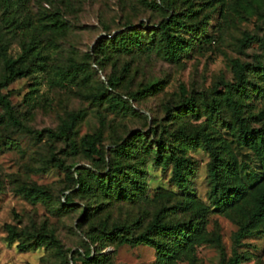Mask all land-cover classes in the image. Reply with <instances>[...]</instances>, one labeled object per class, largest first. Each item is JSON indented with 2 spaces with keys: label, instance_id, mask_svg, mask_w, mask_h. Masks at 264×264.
I'll list each match as a JSON object with an SVG mask.
<instances>
[{
  "label": "rangeland",
  "instance_id": "obj_1",
  "mask_svg": "<svg viewBox=\"0 0 264 264\" xmlns=\"http://www.w3.org/2000/svg\"><path fill=\"white\" fill-rule=\"evenodd\" d=\"M171 17L178 23L167 31L187 41L175 61L165 58L159 44L160 24ZM135 31L138 36L126 49L111 41L115 34L133 36ZM0 43L7 57L20 58L28 69L0 90L26 127L9 123L0 107V264H82L89 250L90 258H101L99 264H155V246L121 243L117 229L138 236L159 215L166 222H189L201 207V239L167 264H226L235 256L240 264H264V220L250 225L264 169L226 106L213 116L200 107L198 120L186 103L225 92L224 84L235 81L233 61L238 60L253 67L246 91L236 95L242 116L250 129L264 128V0H0ZM27 45L32 51L23 55ZM72 64L78 65L77 81L52 86L49 77ZM3 72L0 56V76ZM111 77L117 93L132 97L131 107L115 105L103 82ZM67 121V140L38 139L29 131H57ZM205 123L215 144L224 147V158L236 164L245 188L219 209L211 199L209 153L187 148L195 164L192 204L184 209L179 204L184 193L173 184L171 168L155 165L153 152L146 150L156 151L159 140L165 146L175 143L179 128L190 131ZM136 133L142 140L132 141L124 152L116 150ZM87 134L100 136L105 161L85 154L81 140ZM57 159L73 170L96 167L100 172L117 161L127 187L134 176L139 181L142 171L145 197H105L94 180L86 191L69 189ZM33 185L45 191L41 198L27 192ZM62 191L70 205L60 199Z\"/></svg>",
  "mask_w": 264,
  "mask_h": 264
},
{
  "label": "trees",
  "instance_id": "obj_2",
  "mask_svg": "<svg viewBox=\"0 0 264 264\" xmlns=\"http://www.w3.org/2000/svg\"><path fill=\"white\" fill-rule=\"evenodd\" d=\"M150 6H155L153 3H147ZM190 15V14H189ZM188 15V16H189ZM178 23L174 18H168L161 22L160 29L163 31L159 44L163 47L165 58L171 61H175L180 57L182 50L184 51L187 46V41L181 37V35H175L171 31H167L171 25ZM186 23L183 22L181 26L185 27ZM194 26V25H193ZM188 27V26H187ZM195 28V27H194ZM138 32H134L133 36L122 34H115L111 37V41L120 43L127 48V44L135 42ZM247 38H251L247 35ZM100 41L99 46L102 44ZM5 43H0V56L3 62V74L0 76V90L16 79L25 77L28 73L27 67H23L19 64V59H13L6 56L3 52ZM98 46V47H99ZM32 51V47L27 45L23 48V55L29 54ZM22 56V55H21ZM253 67L249 64L240 63L238 60L233 61V72L235 81L233 83H225V92L220 93L215 91L213 96L209 97L207 101L202 103H195V99H190L186 103L189 104L192 115L198 117L199 110L203 107L206 114L213 116L218 114L223 106H226L231 112V116L237 125V130L245 138L246 144H250L253 148L256 156L258 157L262 168L264 169V128L261 130L250 129L243 118V105L241 98H236V95L241 96L247 89L249 80L247 78V71ZM78 79V65L72 64L68 68H58L55 74L49 77L52 86L59 88L67 87L69 84H73ZM104 82L105 88L113 95L115 105L118 107L130 106V99L126 95L116 92L117 80L114 78H108ZM188 105V106H189ZM0 107L4 110V117L9 123L18 127L26 128L23 123L16 117L13 112V107L10 100L0 93ZM131 107V106H130ZM196 107V109H195ZM194 111V113H193ZM188 113V112H187ZM39 139L46 135L48 138H64L68 139L71 134L70 121L65 122L57 131L46 128L39 130H30ZM178 138L175 139V143H169L168 146L158 141V149L153 151L147 147V154L153 152V163L161 166L162 169L171 168V180L173 184L184 193V197L179 202L180 207L186 209L192 204L191 188H190V174L193 170L194 161L187 155L186 150L190 147H201L206 150L211 161L209 163V177L212 181L211 199L215 206L219 209H224L226 204L231 203L234 200L236 190L245 188L239 181L240 171L236 164L231 166L230 163L224 158V147L215 144L216 137L213 135V130L209 129L206 125L203 127L195 128L190 131L185 127L179 128L177 132ZM143 135L136 133L130 140H126L123 143L117 145V151L129 150L132 141L142 140ZM101 143V138L98 134H87L81 140V145L84 148V152L88 157L95 155L99 156V159H104L98 145ZM2 145L0 144V151ZM143 147H139V150ZM105 161V159H104ZM58 166L63 167L67 172V177L71 184L67 187L69 189H75L78 187L80 190L86 191L89 187V180H94L98 191L105 197H119L121 195L132 197L135 196V200L145 197V182L143 181V174L141 171V177L139 181L138 176H134L129 183V186H124L119 174L122 173L123 167L117 161H112L107 164L105 172H100L96 167H85L73 170L74 166H65L61 161L57 159ZM263 185L259 191L255 194V208L250 217V225L256 226L260 221L264 220V173H263ZM241 184V186H238ZM239 188V189H238ZM233 190V191H232ZM27 192L32 194L35 199L41 198L45 191L38 186H31ZM233 192V193H232ZM65 199V205H70L71 201L68 195L62 191L60 199ZM205 207H201L196 211L192 218L187 221H164L160 215L154 221H152L147 227L146 231L138 236L127 237L124 234L126 228L121 227V235L118 236V241L128 244H151L155 246L158 254L157 262L155 264H167V262L173 261L177 256L182 253L188 246L201 239V232L203 230ZM12 234V231H10ZM251 230L245 229V234L250 233ZM37 238L40 235L36 236ZM91 251L89 250L84 254V260L82 264H99L101 258L91 257ZM242 262L241 257L235 256L226 264H240Z\"/></svg>",
  "mask_w": 264,
  "mask_h": 264
}]
</instances>
